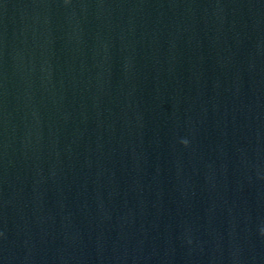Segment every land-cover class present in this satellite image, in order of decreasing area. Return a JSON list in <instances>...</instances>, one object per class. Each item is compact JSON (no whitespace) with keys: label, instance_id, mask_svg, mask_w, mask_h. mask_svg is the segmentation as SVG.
Instances as JSON below:
<instances>
[{"label":"water","instance_id":"95a60500","mask_svg":"<svg viewBox=\"0 0 264 264\" xmlns=\"http://www.w3.org/2000/svg\"><path fill=\"white\" fill-rule=\"evenodd\" d=\"M0 264H264V0H0Z\"/></svg>","mask_w":264,"mask_h":264},{"label":"clouds","instance_id":"9594fccd","mask_svg":"<svg viewBox=\"0 0 264 264\" xmlns=\"http://www.w3.org/2000/svg\"><path fill=\"white\" fill-rule=\"evenodd\" d=\"M186 143V142H185Z\"/></svg>","mask_w":264,"mask_h":264}]
</instances>
